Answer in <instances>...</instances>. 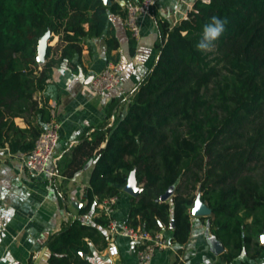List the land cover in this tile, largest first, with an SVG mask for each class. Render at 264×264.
I'll return each instance as SVG.
<instances>
[{
    "label": "trees",
    "instance_id": "1",
    "mask_svg": "<svg viewBox=\"0 0 264 264\" xmlns=\"http://www.w3.org/2000/svg\"><path fill=\"white\" fill-rule=\"evenodd\" d=\"M111 13L126 18L117 0L109 6L103 0H0V148L25 157L55 122L57 108L46 95L54 68L67 62L74 73L85 69L88 38L106 34L107 58L119 61L112 54L120 42ZM151 13L158 25L155 63L131 92L110 100L104 120L87 129L58 165L56 186L92 163L80 214L96 215L92 222L63 221L45 243L48 264H93V247L103 250L110 240L100 203L121 197L132 173L142 191L131 196L129 226L171 230L170 242L184 244L200 196L212 210L201 219L224 244L226 262L262 257L264 0H195L176 24ZM213 17L226 20V30L211 51H200ZM48 31L50 42L54 36L59 42L48 46L40 64L39 39ZM129 34L134 55L137 39ZM171 187L172 196L161 201Z\"/></svg>",
    "mask_w": 264,
    "mask_h": 264
},
{
    "label": "crops",
    "instance_id": "2",
    "mask_svg": "<svg viewBox=\"0 0 264 264\" xmlns=\"http://www.w3.org/2000/svg\"><path fill=\"white\" fill-rule=\"evenodd\" d=\"M117 1L122 6L125 2ZM194 2L195 0H157L153 9L171 24H176L187 16ZM110 22L120 42V47L112 51L113 55L119 54L117 63L107 58L104 34L87 39L82 55L85 69L81 68L79 73H74L67 62L54 68L52 83L46 95L57 108L55 122L60 124L57 165L87 129L104 120L105 107L110 100L131 92L157 59L155 44L158 25L152 13L142 20L134 55L129 52L130 34L125 17L111 13ZM58 42L59 37L54 36L49 44L56 46ZM110 63L122 72V82L115 90L96 95L88 78ZM16 122L25 126L21 118H17ZM0 165V264H48L51 252L45 243L50 235L61 229L63 221L80 218L85 222H92L96 215L94 210L80 214V210L87 204L86 192L93 165H87L71 179L63 181L59 178L57 186L53 179L46 176L31 175L24 157L13 155L8 148H0ZM61 195L65 196L62 200L67 203V208L60 200ZM131 196L125 192L117 201L115 217L122 222L128 219ZM76 202L83 203V206L79 208L75 205ZM201 217L192 216V232L188 242L172 244L170 248L157 252L152 264H174L177 260L183 264H241L245 260L250 264H264V251L257 260H249L242 255L231 263L226 262L214 252L209 225ZM165 233L169 238L172 235L171 230H165ZM116 243L119 247L117 256H110L108 247L103 250L93 247V264H137V245L122 237L117 238Z\"/></svg>",
    "mask_w": 264,
    "mask_h": 264
},
{
    "label": "built area",
    "instance_id": "3",
    "mask_svg": "<svg viewBox=\"0 0 264 264\" xmlns=\"http://www.w3.org/2000/svg\"><path fill=\"white\" fill-rule=\"evenodd\" d=\"M157 0H127L123 4L126 12L125 24L132 36L140 38L142 20L151 14ZM122 72L110 63L103 70L94 73L90 82L96 95H103L119 87L122 82ZM60 124L54 122L38 137L35 147L24 157L25 165L33 176H46L49 179L59 176L57 165V147L60 141ZM1 172V165H0ZM119 197L104 199L100 209L109 218L106 226L110 237L108 254L117 256L119 247L117 238H127L137 245V264H152L157 252L170 248L172 243L165 231L151 232L142 228H134L115 217L116 205ZM2 195L0 192V207Z\"/></svg>",
    "mask_w": 264,
    "mask_h": 264
},
{
    "label": "water",
    "instance_id": "4",
    "mask_svg": "<svg viewBox=\"0 0 264 264\" xmlns=\"http://www.w3.org/2000/svg\"><path fill=\"white\" fill-rule=\"evenodd\" d=\"M106 5H111L112 0H103ZM53 34L51 32L45 33L40 39H39V44H38V57L37 60L40 64L45 63V57L47 53V48L50 45V38ZM93 78V74L89 76L88 82H91ZM142 191V188L138 185L137 177L135 173H132L130 175L128 184L125 187V192L129 193L132 196H138ZM174 192V188L171 187L170 189L167 190L165 194H163L160 197L161 201H166L168 200ZM76 206L81 208L83 206V203H75ZM212 213L211 208L202 201L201 197L198 196L195 205L192 208L191 214L192 216H208ZM174 226V222H172V227ZM213 240V247H214V252L217 255H221L225 251V246L224 244L217 240L216 237H212ZM261 243L264 244V233L261 235ZM85 255V254H83Z\"/></svg>",
    "mask_w": 264,
    "mask_h": 264
},
{
    "label": "clouds",
    "instance_id": "5",
    "mask_svg": "<svg viewBox=\"0 0 264 264\" xmlns=\"http://www.w3.org/2000/svg\"><path fill=\"white\" fill-rule=\"evenodd\" d=\"M205 3H210V0H205ZM226 20L219 17H213L211 23L204 27L203 38L197 44L200 51H211L216 41L224 34L226 30Z\"/></svg>",
    "mask_w": 264,
    "mask_h": 264
},
{
    "label": "rangeland",
    "instance_id": "6",
    "mask_svg": "<svg viewBox=\"0 0 264 264\" xmlns=\"http://www.w3.org/2000/svg\"><path fill=\"white\" fill-rule=\"evenodd\" d=\"M92 171H93V168H92V170H91V174H92ZM91 174H90V175H91Z\"/></svg>",
    "mask_w": 264,
    "mask_h": 264
}]
</instances>
